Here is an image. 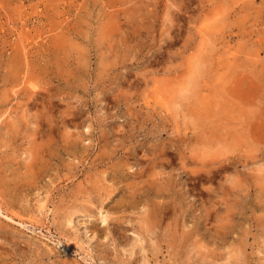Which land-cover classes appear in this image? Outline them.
Masks as SVG:
<instances>
[{
    "label": "rangeland",
    "instance_id": "obj_1",
    "mask_svg": "<svg viewBox=\"0 0 264 264\" xmlns=\"http://www.w3.org/2000/svg\"><path fill=\"white\" fill-rule=\"evenodd\" d=\"M0 264H264V0H0Z\"/></svg>",
    "mask_w": 264,
    "mask_h": 264
},
{
    "label": "bare ground",
    "instance_id": "obj_2",
    "mask_svg": "<svg viewBox=\"0 0 264 264\" xmlns=\"http://www.w3.org/2000/svg\"><path fill=\"white\" fill-rule=\"evenodd\" d=\"M146 225V224H145ZM144 229V228H143ZM147 232V231H146Z\"/></svg>",
    "mask_w": 264,
    "mask_h": 264
}]
</instances>
